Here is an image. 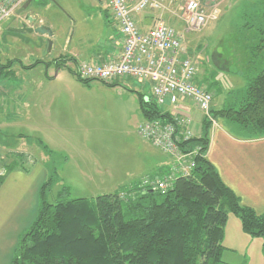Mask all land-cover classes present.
Here are the masks:
<instances>
[{"label":"trees","instance_id":"trees-1","mask_svg":"<svg viewBox=\"0 0 264 264\" xmlns=\"http://www.w3.org/2000/svg\"><path fill=\"white\" fill-rule=\"evenodd\" d=\"M249 5L246 14L252 16L242 24L252 31L245 44L249 57L245 86L231 92L211 114L233 125L238 137L260 138L264 136V0ZM5 67L9 65H0ZM138 97L145 120L170 118L152 100H144L140 93ZM201 127L200 136L180 144L185 152H193L189 174L176 176L166 190L144 188L139 179L92 199L58 197L50 202L47 192L56 169L49 163L35 219L19 235L10 264H219L228 213L239 217L245 233L264 237V212L258 214L243 205L221 180L206 158L209 121L202 118ZM38 143L53 157L54 152ZM26 158L18 153L14 166L23 167ZM170 169L171 164L150 175L163 178ZM67 190L62 187L57 194L65 195Z\"/></svg>","mask_w":264,"mask_h":264},{"label":"rangeland","instance_id":"rangeland-1","mask_svg":"<svg viewBox=\"0 0 264 264\" xmlns=\"http://www.w3.org/2000/svg\"><path fill=\"white\" fill-rule=\"evenodd\" d=\"M251 1L205 0L208 9L217 10L218 17L196 32H184L183 22L174 4L159 14L168 24L183 32L184 55L195 61L197 81L212 93L211 109L214 111L223 98L226 99L231 92L240 91L245 86L249 58L245 44H248L252 31L245 30L242 24L252 16L246 14ZM20 7L23 8L22 12L19 15L15 13L14 20L7 27L3 28V23L0 25V65L4 67L8 64L12 69L8 79L5 77L6 67L0 69V85L3 84L7 98V104L1 109L0 138L4 139L1 133L7 131L14 136L7 137L12 144H16L17 135L30 132L28 121L23 116L21 98H13L17 91L11 87L26 76L19 67L20 62L27 64L38 61L40 56L37 48L43 50L45 55L49 47L46 36L35 32L11 31L9 28L22 29L39 25L51 30L60 28L72 43L80 36H98L109 48L116 38V32L106 22L105 14L109 12L100 0H26ZM156 15V12L146 11L143 18L153 19ZM62 74L73 76L68 70ZM74 82L78 116L82 114L86 123L91 120L89 133L86 138L79 136L68 150L69 164L63 165L64 154L45 158L56 169L47 200L54 202L58 197L92 199L135 184L144 175L157 173L152 172V163L159 160V156L152 153V147L148 148L149 145L139 137L138 122L132 115L137 106L136 94H142L146 101L153 100L151 83H139L132 78L118 79L115 85L95 80L84 83L76 79ZM159 108L167 110L171 106ZM190 108L194 119L202 116L198 108ZM9 110L12 113L6 118L4 114ZM213 118L216 125L212 126L209 122L210 128L216 127L220 120L216 115ZM196 122L192 124L195 133L198 126ZM5 123L10 127L4 128ZM77 151H83L87 153L84 157L91 155L92 158L83 160L84 157ZM30 156L26 158V166H31L36 160L33 154ZM65 186L68 188L67 193L57 194ZM221 243L225 249L219 264H264V237L245 233L239 217L233 213H228Z\"/></svg>","mask_w":264,"mask_h":264},{"label":"crops","instance_id":"crops-1","mask_svg":"<svg viewBox=\"0 0 264 264\" xmlns=\"http://www.w3.org/2000/svg\"><path fill=\"white\" fill-rule=\"evenodd\" d=\"M143 17L141 14L137 16V20L142 29H147L152 19ZM105 18L107 24H110L116 32V38L110 48L98 36L93 38L80 36L72 43L67 34L58 28L52 30L51 49L49 48L45 55H43V50L37 48L40 56L37 59L38 64L26 68L25 66L32 65L35 61L27 64L20 62L19 67L26 76L11 87L17 91L13 98H21L23 116L28 121L30 132L17 135L16 144L7 140V137L14 136L7 131L1 133L5 138H0V264L11 263L19 235L35 219L39 189L49 175V166H47L49 161L46 162L45 159L48 154L38 141H41L55 154H64L63 165H67L69 164L68 158H70L68 150L74 146L79 136L86 138L89 133L91 120L86 123L82 114L78 116L73 92L74 80L78 78L70 70H74V63L78 59L102 61L120 50L119 33L110 15L105 14ZM43 36H46V41H48L49 37ZM57 58L63 60L57 62L55 61ZM9 68L4 70L6 79L12 72L11 67ZM66 70L73 76L62 74L66 73ZM197 83L203 85L198 81ZM4 93L2 84L0 85V115H2V107L7 104ZM136 95V112L134 110L132 115L136 118L138 127L145 119L140 110L138 94ZM224 100L225 98L218 104V107L223 106ZM190 106L197 108L186 101L179 109L175 110L171 107L167 111H176L178 114L189 116L191 118L190 130L194 136H200L202 116L197 120L194 119ZM11 113L9 110L4 115L6 117ZM194 121H197L198 125L196 133L192 127ZM4 126V128L10 127L8 123ZM234 129L233 125L224 120H218L217 126L209 129L206 158L215 167L224 184L240 198L241 203L261 214L264 212V136L241 138L235 135ZM145 143L149 145L148 148L152 147V153L159 156V160L152 163V172L167 169L171 164L168 156L148 142ZM15 150L26 157H31L30 155L33 154L36 160L31 166H14L13 160L18 154ZM77 152L83 157L87 154L83 151ZM86 158H92V156L87 155L83 160Z\"/></svg>","mask_w":264,"mask_h":264},{"label":"built area","instance_id":"built-area-1","mask_svg":"<svg viewBox=\"0 0 264 264\" xmlns=\"http://www.w3.org/2000/svg\"><path fill=\"white\" fill-rule=\"evenodd\" d=\"M26 0H0V25L13 16ZM109 12L119 33L120 50L102 61L78 59L74 72L82 80L101 81L112 85L118 79L132 78L139 83L150 82L153 102L175 110L189 101L202 112V118L216 125L211 116L212 93L196 80L197 67L193 59L184 55L183 32L168 24L159 15L174 4L184 25V32L201 30L216 20L217 10L208 9L205 0H100ZM146 11L156 12L147 29H142L137 16ZM170 118L144 120L137 127L141 139L170 157V173L144 175L140 186L166 190L172 180L189 174L193 166V152L184 151L180 144L193 137L191 118L168 111Z\"/></svg>","mask_w":264,"mask_h":264},{"label":"water","instance_id":"water-1","mask_svg":"<svg viewBox=\"0 0 264 264\" xmlns=\"http://www.w3.org/2000/svg\"><path fill=\"white\" fill-rule=\"evenodd\" d=\"M27 1H31V0H27ZM23 8L20 7L17 12H16V15H19L21 12H22ZM14 20V15L11 16L8 20H6L3 24H2V27L5 28L7 27L12 21ZM29 22H31V17L28 18ZM9 30L11 31H16V32H21V31H26L28 33H31V32H35L37 34H40V35H47L49 37L48 39V47L50 48L51 47V44H52V41H51V37L53 35L52 33V30L44 25H39V26H35V27H26V28H9ZM150 191V190H149Z\"/></svg>","mask_w":264,"mask_h":264}]
</instances>
